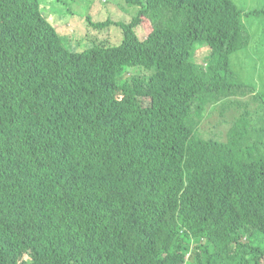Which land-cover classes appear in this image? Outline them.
Here are the masks:
<instances>
[{
  "label": "trees",
  "instance_id": "trees-1",
  "mask_svg": "<svg viewBox=\"0 0 264 264\" xmlns=\"http://www.w3.org/2000/svg\"><path fill=\"white\" fill-rule=\"evenodd\" d=\"M40 4L0 0V264H264V150L219 141L228 112L209 129L192 115L257 102L262 69L246 84L230 66L251 38L241 10L124 0L115 20L98 1L87 23L109 41L77 51Z\"/></svg>",
  "mask_w": 264,
  "mask_h": 264
},
{
  "label": "rangeland",
  "instance_id": "rangeland-1",
  "mask_svg": "<svg viewBox=\"0 0 264 264\" xmlns=\"http://www.w3.org/2000/svg\"><path fill=\"white\" fill-rule=\"evenodd\" d=\"M41 12L47 14L48 21L55 27L62 37L63 45L71 50H83L94 43H107L110 38L109 30L97 29L87 23V16L92 21H100L104 18V12L98 7V1L106 6V17L115 20H126L127 14H134V7H129L128 12L112 10L111 4H122L124 0H39ZM235 6L241 10V22L248 28L250 40L241 52L231 55L230 66L235 74L241 76L244 83L249 84L255 77L254 68L262 69L255 77L256 84L253 89L257 93V102L252 100L251 94L242 96V93L229 94L227 98L219 97L210 103L213 98L196 99L192 104V115L197 116L199 111L204 114L202 127L211 128V124L219 113H229L230 117L237 121V130L231 135V139H219V141H232L241 143L243 147L254 149L257 145L259 150H264V0H232ZM105 17V18H106ZM136 34L143 39L148 29L145 20L135 28ZM195 52L200 61L203 51L196 43ZM194 59V55H193ZM217 83L213 85L216 90ZM248 91V90H247ZM229 106V107H228ZM246 107V108H245ZM215 110V111H213ZM240 113V114H239ZM223 115V116H224ZM224 119H219L222 122ZM231 122V120H230ZM257 244L264 246V235H258Z\"/></svg>",
  "mask_w": 264,
  "mask_h": 264
},
{
  "label": "clouds",
  "instance_id": "clouds-1",
  "mask_svg": "<svg viewBox=\"0 0 264 264\" xmlns=\"http://www.w3.org/2000/svg\"><path fill=\"white\" fill-rule=\"evenodd\" d=\"M198 95H199V90L197 91L196 96H195L194 99H196L198 97Z\"/></svg>",
  "mask_w": 264,
  "mask_h": 264
}]
</instances>
